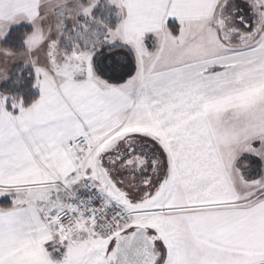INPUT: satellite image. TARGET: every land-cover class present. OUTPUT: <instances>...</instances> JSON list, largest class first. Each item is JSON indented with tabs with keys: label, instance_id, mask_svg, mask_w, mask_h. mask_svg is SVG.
<instances>
[{
	"label": "snow or ice",
	"instance_id": "1",
	"mask_svg": "<svg viewBox=\"0 0 264 264\" xmlns=\"http://www.w3.org/2000/svg\"><path fill=\"white\" fill-rule=\"evenodd\" d=\"M0 54V264H264V0H0Z\"/></svg>",
	"mask_w": 264,
	"mask_h": 264
},
{
	"label": "clouds",
	"instance_id": "2",
	"mask_svg": "<svg viewBox=\"0 0 264 264\" xmlns=\"http://www.w3.org/2000/svg\"><path fill=\"white\" fill-rule=\"evenodd\" d=\"M9 62H11V61H9Z\"/></svg>",
	"mask_w": 264,
	"mask_h": 264
},
{
	"label": "rangeland",
	"instance_id": "3",
	"mask_svg": "<svg viewBox=\"0 0 264 264\" xmlns=\"http://www.w3.org/2000/svg\"><path fill=\"white\" fill-rule=\"evenodd\" d=\"M0 55H2V54H0Z\"/></svg>",
	"mask_w": 264,
	"mask_h": 264
}]
</instances>
